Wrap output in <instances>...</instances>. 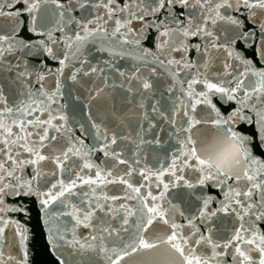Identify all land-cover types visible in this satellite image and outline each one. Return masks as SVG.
<instances>
[{
	"label": "snow or ice",
	"instance_id": "6c2138e0",
	"mask_svg": "<svg viewBox=\"0 0 264 264\" xmlns=\"http://www.w3.org/2000/svg\"><path fill=\"white\" fill-rule=\"evenodd\" d=\"M47 5L54 8L42 12ZM177 6L183 11L177 13ZM100 8L102 13L92 11ZM161 10L167 12L163 20L157 15ZM242 11L258 26V50L256 30L246 29L239 16L230 14ZM25 15L27 30L40 39L18 38ZM5 16L11 23L7 32L0 25V264H27V229L9 213L27 215L24 203L31 197L39 200L54 246L63 241L106 264L134 257L140 258L139 264H228V258L231 264H264V161L254 155L256 149H264V0H0V20ZM149 16L157 19L147 21ZM53 18L55 27L49 28ZM134 21L143 27L134 28ZM218 24L227 26L223 34L215 30ZM146 28L158 32L155 51L141 46ZM190 37L202 42L190 44ZM241 40L252 49L251 58L236 50ZM190 49L197 53L196 60L188 59ZM177 52L179 59L173 55ZM37 53L59 67L30 66L28 57ZM215 54L223 56L222 74L209 71ZM129 60L134 61L130 67L120 65ZM66 70L73 83L84 78L92 83L83 102L87 127L78 121L69 125L61 103ZM5 72L12 74L9 87L17 97L11 103ZM160 79L165 88L157 98ZM116 89L141 113L135 140L130 133L110 129L99 111L100 122L93 117L92 102L111 99ZM216 95L224 102L234 101L236 107L223 113L211 102ZM199 106L203 107L197 115ZM159 120L173 129L177 151L168 167L153 171L141 166L140 153L142 145L160 143L145 139ZM77 125L82 136L75 134ZM201 125L210 134L201 137ZM84 136H90L91 144ZM124 141L135 146L132 156L120 147ZM97 152L105 157L103 164L92 160ZM45 162L54 167L45 171ZM27 168L32 175L26 179ZM185 170L195 175V182L185 179ZM166 174L172 178L168 182L163 179ZM137 176L140 183L134 182ZM48 177L55 180L42 190L40 181ZM177 183L189 189L218 188L223 199L209 210L215 197L202 192L195 213L185 215L166 197L170 185ZM117 184L123 186V195H109L108 185ZM153 185L162 190L154 194ZM8 197L15 202L6 203ZM118 200L124 202L117 204ZM129 200L136 204L129 205ZM57 202L62 210L53 214L49 205ZM221 215L233 223L225 235L217 236L214 219ZM61 216L70 218V229L60 222ZM177 216L187 224H178ZM131 217L135 220L130 224ZM154 223L164 228L153 236L148 230ZM10 227L9 246L17 244L19 254L5 258V232ZM80 227L90 229L89 234H78Z\"/></svg>",
	"mask_w": 264,
	"mask_h": 264
},
{
	"label": "water",
	"instance_id": "95a60500",
	"mask_svg": "<svg viewBox=\"0 0 264 264\" xmlns=\"http://www.w3.org/2000/svg\"><path fill=\"white\" fill-rule=\"evenodd\" d=\"M123 2V0H121ZM17 8H21L22 5L17 4ZM47 8L49 11L54 8L53 5L43 6L41 11L43 12ZM95 12H103V9H93ZM177 13L183 11L182 9L177 6L175 9ZM232 15H237L243 21L246 29H254L257 32V35L254 37L255 45L254 47L258 50L261 36L259 34L258 26H253L251 20L248 18V13L246 11H242L241 13H230ZM77 17L80 16V13H75ZM159 20H163L167 15L165 10H161L160 13L157 14ZM157 19L156 17H147V21H152ZM264 19V18H262ZM21 21V29L19 31V37L26 38L29 40H36L40 39V37L35 36V34L30 33L27 29L29 26V18L25 15L20 18ZM10 20L7 16H5L2 20H0V25H3V31H9V24ZM49 28L55 27V18H53L50 22H48ZM133 27L139 29L143 27L138 21L133 22ZM227 28L226 25L218 24L215 30L221 34L224 33L225 29ZM67 31V29H65ZM147 38L142 42V47L151 49L152 51L156 50V44L158 43V32L155 28H146L145 29ZM54 35L56 37H61L62 33L55 32ZM229 35H234V33H229ZM190 44H197L201 43L199 37H190L187 40ZM251 43V42H249ZM235 48L237 51L241 52L248 58H251L252 49L248 48L244 41H237L235 44ZM173 55L176 56L177 59L180 57V53H174ZM216 58L212 62V67L210 68V72L213 74H222L224 69L222 67L223 56L222 54H215ZM188 59L196 60L197 53L194 49H190L188 52ZM28 62L30 66H35L37 69L46 66L48 68L56 69L59 67L57 61L52 60L51 58L47 57L44 54H34L31 57H28ZM134 61H121L120 65L122 67H130ZM202 62V61H201ZM242 70V69H241ZM12 74L5 72L3 79L5 81V92L9 96V102L11 103L17 97L14 96L13 92L9 87V78ZM69 75L68 71L65 72V80H64V98L61 101L62 104L66 105L65 112L69 117V125H72L73 121H78L79 123H84L87 127L86 116L85 113L88 111L84 107V99L87 95L85 91L87 88L92 87L91 81L88 78H84L81 80L80 84H75L72 81L67 79ZM12 87H15L13 85ZM39 87V85H36ZM50 87H54V83H50ZM199 88V86H197ZM157 98L159 96V92H163L165 88V81L160 79L157 81ZM108 91H112L109 89ZM122 94L119 89H116L113 92L111 99L106 98H98L97 100L93 101L91 104V111L93 117L96 118V122L99 123L100 119L97 118V112L101 114L102 118L105 121V124L113 130L120 131L123 133H130L131 138L133 140L137 139L136 133L139 131V117L141 115L140 111L134 107L133 104H129L122 100ZM76 97H80V100H77ZM167 99V95L165 96ZM211 102L216 105L223 113L227 114L233 108L236 107L234 101L224 102L220 99L218 95L211 97ZM203 106H199L197 108V115L201 114V108ZM179 120V118H177ZM148 125L145 122L144 128L147 129ZM241 127V126H238ZM243 130L246 132H251V126H243ZM75 134L77 136H82V133L79 130L78 125L74 128ZM173 129L163 120H159L157 122V128L152 129L145 135L146 140L159 139L160 143L156 144L153 142L152 144H144L141 146V155L143 157L142 167L146 166L147 168L156 171L161 167H168L171 163L173 158V154L177 151L176 146V137L172 136ZM197 130L194 129V132ZM210 129L206 126H199V135L203 137L204 135L210 134ZM86 144H91L90 136L83 137ZM58 144L62 143L60 141L57 142ZM121 148L124 149V154L126 156H132L135 152V146L130 144L128 141H124L121 145ZM49 149H45V152H48ZM254 155L257 159L264 161V149H256ZM92 160L97 164H103L105 162V157L102 153L97 152L95 156L92 157ZM111 161H108V165L110 166ZM54 166L45 162V171H49ZM121 169L124 168L123 165L120 166ZM75 171V169H73ZM180 174V173H178ZM25 178H30L32 175V169L27 168L25 169ZM184 176L186 180L191 182H195V175L191 173L190 170H185ZM165 182H168L172 179L167 174L163 177ZM55 177H48L46 180L41 179L40 186L42 190H46L49 181H54ZM135 183H140V178L137 176L134 178ZM122 185H108V194L109 195H117L122 196L123 193L120 191ZM83 189H77V191H82ZM154 194H158L162 189L156 188L153 185L152 189ZM145 191L142 189V192ZM206 193L215 197L214 201L209 205V210L215 209L219 207V204L216 202L218 200L223 199V194L220 189L214 187H205L200 188L197 186L195 189H189L181 183H177L175 187L170 185L168 192L166 193V197L168 201H171L172 204L177 205L180 207L182 211L185 212V215H192L195 213L196 209L200 206V202L197 200V197L201 195V193ZM73 200L76 198L73 197ZM15 202V198L8 197L6 199V203L12 204ZM124 200H118L117 204L123 203ZM129 205H135V200L127 201ZM165 207H169L167 203L164 205ZM24 207L28 209V214L23 215L21 213H9L11 219L16 220L22 225L24 228L27 229V239L24 242V247L27 252V264H60V261L63 260L64 264H106L104 260H102L99 256H95L93 253H80L76 249H73L63 241L53 244L52 235L49 232L50 225L45 222V216L43 211L41 210L39 200L36 197L26 198V202L24 203ZM58 202L49 205V211L53 214L61 211ZM67 210V209H63ZM98 215L103 216L102 213H98ZM70 218L61 216L60 222L63 224H67L68 229L71 228V224L68 223ZM135 220V217L130 218V224ZM176 222L178 224H187V221L183 217L177 216ZM115 226L119 225L118 220L112 221ZM233 220L229 216L221 215L219 218L214 219V224L218 229L217 236L225 235V229H231ZM164 226L154 223L149 228V233L153 236L159 234L161 230H163ZM155 229V231H153ZM201 230L203 231L204 228L201 226ZM90 229L80 227L78 229V234L82 236H87L89 234ZM185 233L189 231V229H184ZM61 232H64V229H61ZM13 234V229L10 227L6 230L5 236L8 242L4 244L3 251L5 253V258L7 256L12 255L16 256L19 254V247L17 244L12 243L11 247L9 243L11 242ZM68 239H71L70 231L66 234ZM125 238H127L126 233H122ZM140 258L134 257L127 259L126 261H122L121 264H139ZM11 264V262H9ZM228 264H231L230 258H228Z\"/></svg>",
	"mask_w": 264,
	"mask_h": 264
}]
</instances>
